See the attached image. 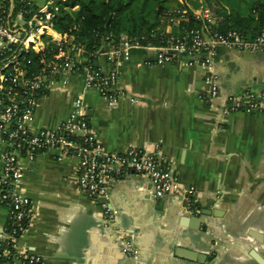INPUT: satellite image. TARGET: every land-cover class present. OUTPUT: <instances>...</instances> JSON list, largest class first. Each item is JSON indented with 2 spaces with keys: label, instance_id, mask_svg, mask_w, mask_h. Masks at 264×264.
<instances>
[{
  "label": "crops",
  "instance_id": "obj_1",
  "mask_svg": "<svg viewBox=\"0 0 264 264\" xmlns=\"http://www.w3.org/2000/svg\"><path fill=\"white\" fill-rule=\"evenodd\" d=\"M28 1L36 8L48 0ZM82 47L72 56L111 71L106 55H95L98 48L110 49V43L102 42L90 54ZM155 55L143 48L130 51L118 67L115 86L125 95L112 106L86 86L83 75L70 76L67 86L57 85L41 99L32 128H56L69 117L74 99L83 97L91 127L107 152L136 147L166 160L181 185L195 186L200 211L211 215H202L199 230L189 228L190 216L197 213L184 207L180 195L153 198L151 180L131 172L108 197L135 249L130 256L100 204L80 189L77 159L59 161L54 152H42L33 162L22 159L25 174L18 190L32 203L19 238L22 250L43 256L48 264H261L252 251L264 260V111L225 109L229 95L264 92V52L218 48L214 72L221 96L212 103L203 98L207 68L187 56L151 64ZM2 149L0 143V167ZM8 220V208L0 205V229ZM177 250L207 257L202 256L204 262L176 257Z\"/></svg>",
  "mask_w": 264,
  "mask_h": 264
},
{
  "label": "built area",
  "instance_id": "obj_2",
  "mask_svg": "<svg viewBox=\"0 0 264 264\" xmlns=\"http://www.w3.org/2000/svg\"><path fill=\"white\" fill-rule=\"evenodd\" d=\"M27 5H31L28 0ZM48 0L36 8L15 9V0H0V205L9 210V220L0 233V264L14 261L18 264H48L39 254L22 250L19 238L26 230L32 203L18 190L25 174L22 159L33 162L42 152H54L55 158L65 161L77 159L78 184L93 201L103 209L104 220L112 224L121 236L128 255L135 249L124 229L117 224L108 197L111 188L131 172L148 177L153 186V198L178 194L191 213H199L195 186L181 185L178 174L166 160L147 150L131 147L121 153L107 152L94 133L88 106L83 97H76L69 117L56 128L34 130L32 124L43 97L57 85L67 86L70 76L83 75L86 86L96 89L106 97L110 106L125 95L116 90L118 67L129 59L134 48L155 51L151 64H168L180 56H187L205 68L208 86L203 98L212 103L221 96L218 78L214 72V54L220 47L238 51L264 52V25L254 37L239 30L220 32L218 22L222 17L210 6L194 10L201 27L185 30L182 35L171 36L159 45L144 44L142 38L121 35L115 41L112 34L102 42L111 44L108 50L98 48L95 55H106L112 69L102 72L92 63H82L72 56V50L83 48L73 36L55 28L54 17L58 12L56 2ZM174 20V17L172 18ZM38 55L37 58L34 57ZM136 101L135 99H132ZM228 111H264V92H247L239 98L227 97Z\"/></svg>",
  "mask_w": 264,
  "mask_h": 264
},
{
  "label": "trees",
  "instance_id": "obj_3",
  "mask_svg": "<svg viewBox=\"0 0 264 264\" xmlns=\"http://www.w3.org/2000/svg\"><path fill=\"white\" fill-rule=\"evenodd\" d=\"M176 1L181 4L180 0ZM225 1L230 4L231 10H224L217 27L220 32L235 29L250 37L261 32L264 25V0H245L249 6L244 15L235 7V3L232 5L230 0ZM15 2L16 10L20 5L32 8L27 5V1ZM55 4L58 7L53 19L55 28L61 33L74 35L76 42L84 45L89 54L100 46L103 37L108 34H112L115 41L121 35H126L130 38L144 37V44L159 45L171 36H179L187 29L202 26L193 10L187 8L188 18L180 22L179 28L166 32L160 21L165 16L173 18L170 0H60ZM181 7L179 9H183ZM94 58L92 54L90 62Z\"/></svg>",
  "mask_w": 264,
  "mask_h": 264
},
{
  "label": "rangeland",
  "instance_id": "obj_4",
  "mask_svg": "<svg viewBox=\"0 0 264 264\" xmlns=\"http://www.w3.org/2000/svg\"><path fill=\"white\" fill-rule=\"evenodd\" d=\"M180 2L181 4L176 0H170L169 6L173 10L172 12L174 14L173 15L174 20L170 19L168 16H165L164 18H162V21H160L161 27L164 26L166 31L168 28L169 29L171 28V30L175 29V27L179 28L180 22L184 21L185 18H188L186 14L187 8L188 9L190 8L191 10L194 11V10H202L204 7L210 6L211 8L215 9V11H217V14L220 16H223L222 14L224 10L226 11L231 10L230 4H228L225 0H180ZM230 2L232 5H234L235 3V7L238 8L243 15L248 12L249 3H247V1L230 0ZM179 4L182 5L181 8L183 9H179L180 8Z\"/></svg>",
  "mask_w": 264,
  "mask_h": 264
},
{
  "label": "water",
  "instance_id": "obj_5",
  "mask_svg": "<svg viewBox=\"0 0 264 264\" xmlns=\"http://www.w3.org/2000/svg\"><path fill=\"white\" fill-rule=\"evenodd\" d=\"M173 195V194H172ZM184 207H186V203H184ZM211 211L210 210H207V209H203V210H201L197 215H195V216H190V219H191V221H190V225H189V228H192V229H195V230H199L200 228H201V226L203 225V223H204V219H203V217H202V215H211ZM5 226V225H4ZM4 226L3 227H1V229H0V233L3 231V229H4ZM130 239V238H129ZM130 241H131V239H130ZM191 253H189V254H182L183 252H181L180 250L178 251H176L175 252V255H176V257H181V258H185V259H189V260H196V261H200V262H204V261H202V259H203V257H205L204 258V260L206 259V257H207V255L205 254V255H202V256H200V254H195V252H192V251H190ZM252 255L257 259V260H259V262L261 263V264H264V260L259 256V254L257 253V252H253L252 251Z\"/></svg>",
  "mask_w": 264,
  "mask_h": 264
}]
</instances>
